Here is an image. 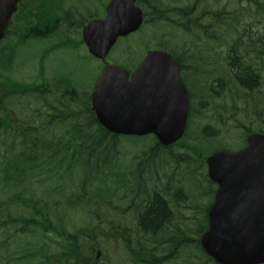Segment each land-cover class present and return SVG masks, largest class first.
Listing matches in <instances>:
<instances>
[{
	"label": "trees",
	"instance_id": "trees-1",
	"mask_svg": "<svg viewBox=\"0 0 264 264\" xmlns=\"http://www.w3.org/2000/svg\"><path fill=\"white\" fill-rule=\"evenodd\" d=\"M242 1L252 7L241 9L238 13L229 12L218 3L214 4L215 8H212L211 3L204 7L202 6L203 0H192L181 9L170 8L165 3V0H140L139 2L147 14L145 26L154 27L159 22H165L169 23L174 29L183 31L190 36L194 34L193 29L196 27L203 32L201 36L203 35L206 39V42L202 41L204 44L214 42L220 43L222 47L226 46L228 50L225 58V71L229 74V79L225 83L230 85L231 88H239L248 93L255 92L264 85V34L260 36L250 32L252 25L246 24V20L242 17L247 16L250 19H254L255 16L259 23L263 22L264 24V0ZM25 8L27 9L20 10L21 15H19L22 17L21 21H24V25L21 27L19 25L20 44L28 38L39 40V38L51 37V27L45 29V25L47 21L49 23L52 18L56 17L54 15L56 8L51 6L49 2L46 4V1H44L43 6L35 7L33 4ZM194 8L197 9V14H195ZM50 10H53V12ZM176 11H178V14H176V17L173 16L174 19H171L169 12L173 14ZM204 20L212 22L209 26H206L203 24ZM82 25L83 23L80 24L79 28ZM16 28L18 29V27ZM9 35L10 31H8L7 37ZM63 46L65 49L73 50L74 47H80L82 44L77 41L76 44L61 42L59 47ZM150 46L152 44L147 43L146 47L149 48ZM156 46L170 52L177 59L182 68L184 82L191 89L190 85L192 82H189L185 74L186 70L191 69L192 74L193 70H196L193 62V60H196L193 55L194 52L192 51V56H190V50L189 52L186 51L185 45L180 50L171 48L165 43H159ZM188 47L201 49V47H193V45ZM54 50L55 48H52L51 51L53 52ZM5 53L4 50L0 51L1 68H4L5 63L9 62L10 59V55L7 56L8 54ZM255 54L258 56L255 57ZM187 57L188 59H186ZM199 73L204 75L203 71ZM40 76H42V73H40ZM210 76L205 77V84L207 85L205 90L208 88ZM222 79L219 81H222ZM72 82H74L72 79H67L66 81L59 80L55 84L58 99L56 98L57 95L55 96L50 88L45 85L38 86L14 82L6 83L3 88V90L7 91L4 97H7V101L12 97L25 98L28 96L32 101L30 100L25 107L28 110V114L25 117L28 120V124L23 121L27 126L21 128L17 139L13 142L0 141V183L7 185L8 189L9 187L14 189L11 191L9 202L0 203V250L3 246L9 245L13 239L11 237L7 238L13 229H16V233L28 234L30 233L28 228H33L38 230L39 233H43V236L45 235L44 233L54 232L61 238L64 237L68 240L63 246L62 251L64 252L62 256L61 254L59 255V258H61L57 264H110L102 263L96 259L95 251L99 247L97 244L88 247L85 244H81L73 234L66 233V229L63 226H53L51 219L53 206L58 211V208L55 207L57 205L67 206L70 209V207L81 206L85 202L92 204L99 200L98 206L100 209L102 201L99 197L104 196L109 180L116 178L127 189V193L124 195L125 200H127L126 204L130 205L131 203V206L136 208V212L140 213L139 218L135 220V229L138 233H144V230L156 232L160 229L159 225L169 219L168 204L170 202L167 203L161 197L155 196V192L148 194L146 187L142 188L147 195H137L133 193V185L140 182L141 186H143L144 182L139 178V175L143 173L145 167L152 168V171L154 166L159 167L160 171L163 168L167 169L170 161L167 163V158L162 155L168 154L169 151H171L170 154L175 159L178 158L177 161H181L182 165H185L183 163L188 162V160L186 153L185 155H178L176 158L175 152L171 148L163 147L155 140L156 143L144 154L148 156V159L135 166L134 170H127V173H122L121 171L117 173L115 168L118 165V148L122 142L121 137L113 135L101 127L95 114L91 111L88 94H86V102L84 100L85 93L76 91ZM215 84L217 86L216 89H219L222 88L224 83L218 82ZM215 86L211 85L207 91L210 90L215 93ZM12 90L14 91L13 93ZM50 97L55 100L53 99V102L49 101L48 98ZM193 108L192 101L190 120L193 115ZM254 114H256L255 118H257L260 112H254ZM190 120L188 133L189 129L191 130ZM227 122L226 125L230 127L233 125L230 120ZM243 129L245 134L264 131L255 127L253 129L243 127ZM7 130L6 119L0 115V134L2 131ZM233 130H236L234 126L231 132ZM204 133L207 136L206 131ZM216 149L227 150L228 147ZM195 151L196 155L198 151L200 153L206 152L200 149H195ZM155 162L157 163L154 164ZM175 164L178 165V163ZM208 183L210 186H207V191L203 192L204 189H202L200 196L202 197L204 194V198L212 200L214 196L213 184L209 181ZM35 185L38 187L37 191L29 192ZM95 185H101L102 189L100 186L93 188ZM158 185L164 192H169V186L165 188L162 183L156 184V186ZM87 186L90 187L89 189L93 188L90 196L87 194ZM117 186L120 185L118 184ZM109 189L110 193L113 192V184ZM170 192L174 194L177 192L173 197L176 200L177 197L183 198L186 191L181 188L176 191L173 189ZM39 194L42 196L40 201L34 198L38 197ZM43 194L48 195V199L52 196L56 197L52 198V202H50L45 199L46 197H43ZM66 198H68L67 205L63 204ZM148 203L151 204L145 210L146 212L143 213ZM52 204L53 206H50ZM95 206L98 207L97 205ZM107 207L108 210L105 215H109L112 211L108 204L102 206V208ZM208 207L204 211L205 218H203V222H201L198 229L192 230L191 236L187 232L189 229H183L185 223L182 221L184 224L183 226L181 225L182 227L177 222L174 229H167L163 234L162 243L153 249H147V246L144 248L143 240L139 237H133L132 242H135L130 243L132 246L130 251L133 264H184L190 254L185 256L183 263L168 259L169 253L171 252L172 255L175 252L173 251L174 247L180 242L181 246L197 252L205 262L215 264L213 260L203 255L204 253L200 247V239L208 228ZM21 212L24 213L22 218L20 217ZM175 220L177 221L176 218ZM171 221L174 223L173 219ZM137 238L139 239L137 240ZM123 241L126 242L127 240L123 239ZM33 250L36 253L24 256L17 260V263L26 262L29 260L27 257H35L37 254L38 258H33L34 261L37 260L39 264L49 263V258L44 257L41 253L42 249ZM185 264H199V262L197 260L194 262L193 258H190L189 262Z\"/></svg>",
	"mask_w": 264,
	"mask_h": 264
},
{
	"label": "rangeland",
	"instance_id": "rangeland-1",
	"mask_svg": "<svg viewBox=\"0 0 264 264\" xmlns=\"http://www.w3.org/2000/svg\"><path fill=\"white\" fill-rule=\"evenodd\" d=\"M44 1H46V4L49 2L51 6L56 8L54 15L57 18H52L45 25V29L51 27V37L45 39L39 38V40L28 38L20 44L19 25L20 27L24 25V21H21L22 17L19 16L11 29L8 39L0 45V51L4 50L6 52L5 54H8L7 56L10 55L9 62L5 63L4 68L0 67V115L6 119L8 128L7 131H2L0 134V141L3 142L5 140L7 142H13L17 139L21 128L27 126L28 120L25 117L28 114V110L25 107L30 100L32 101L29 96L25 98L12 97L7 101V97L4 98L7 91L3 90L6 83L17 82L38 86L45 85L56 96L58 93L55 89V84L59 80L66 81L67 79H72L75 82L72 83L76 91L85 93L84 100L87 102L86 94H92L91 91L100 74V68H102L97 60L88 58V54L83 47H74L73 50H69L65 49L64 46L59 47V45L61 42H70V44H76V41L79 42L80 24L86 22L89 18L91 19L92 15L104 18L105 6L109 0H24L21 9H27L23 4L31 5L32 2L35 7L43 6ZM165 1L172 9H179L188 3V0ZM209 3H218L222 8L227 7L229 12L236 13L241 9L252 7L242 0H203L202 6L206 7ZM50 11L53 12V10ZM176 14H178V11L173 14L169 12L171 19H174ZM195 14H197V11H195ZM242 18L246 20V24L252 25L250 31L253 34L260 36L264 34V24L263 22L259 23L255 19V16L254 19H250L247 16H243ZM211 22L204 20L203 24L209 26ZM15 27H18L19 30ZM193 30L194 34L190 36L183 31L174 29L169 23L159 22L154 27H145L141 33L121 40L109 56L111 63L122 64L133 72L148 50L146 48L147 43L152 44L153 46L151 47L153 48L159 43H165L176 50H180L185 45L186 51L189 52L190 50V56H192V51L194 52L193 55L196 60H193V62L195 63L196 70H193V74L191 69L186 70L185 74L189 82H192L191 96L194 110L190 120L191 130L189 129L186 139L179 146L172 149L175 152L176 158L178 155H185L186 153L188 162H182L185 164L182 165L181 161H177L178 158L175 159L170 154L171 151L168 154L162 155L168 160H175L181 166V180L174 177L177 179L176 183L166 180V184L168 183V186L184 189L186 192L183 198L177 197L173 201L171 194L168 193V196H163L168 203L170 202L169 205L174 209L173 213L177 219V221L174 219V224L178 222L179 226L182 227L184 225L182 223L183 221L186 225L183 226V229H189L187 231L189 236L192 235V230L198 229L201 222H203L202 220L205 218L204 209L210 202L209 198H204V194L202 197L200 196L202 189H204L203 192L207 191L208 185L205 181V169H203L200 159L195 157V149L206 151L207 153L204 154H209V151L219 147L235 148L244 143L246 134L244 133L243 127H249L251 129L255 127L264 130V85L261 89L248 93L239 88H231L226 92L221 88L216 89L217 86H215V83L222 82L225 84L229 79V74L225 71V58L228 48L226 46L222 47L220 43L212 42L208 44L207 42L204 44L202 41L206 42V39L203 35L201 36L203 32L199 31L200 29H196V27ZM192 45L193 47H201V49L188 47ZM15 47H17L16 51ZM52 48H55L53 52L51 51ZM256 56L258 55L255 54ZM197 68L203 71L204 75H201L197 71ZM40 73H42V76H40ZM208 75L211 76L209 77L207 90L211 85H214L218 92L217 94L212 93L210 90H205L207 86L205 84V77ZM221 79L222 81H219ZM56 98L58 99V95ZM53 99L52 97L48 98L51 102H53ZM254 112H260L257 118H255L256 114ZM228 120L233 123L231 127L226 125ZM23 121H26L27 124ZM233 126L236 130L231 132ZM205 131L207 136H205ZM212 135H216V138L208 146L207 143L212 140ZM121 140L122 142L118 148V162L116 160L118 165L115 168L117 173H120V171L127 173V170H132L131 167L134 162H137V165L148 159V156L144 154L156 143L153 137L140 139L121 138ZM187 152H190V154H187ZM168 171L169 169L165 171V168H163L160 172L166 173ZM110 180L108 187L105 188L106 192L104 196L99 197L102 201L100 209L98 206L99 200L92 204L86 202L83 206L70 207V209L67 206L57 205L55 207L58 208V211L52 204L50 205L53 206V208L51 207L53 210L52 223L54 227L63 226L66 229V233L73 234L81 244H85L88 247L97 244L99 246L97 251L102 252L100 262L133 264L130 251L132 246L130 243H134L135 241L132 242V240L135 237H139L143 240L144 248L147 246V249H153L162 243L164 232L162 230L156 231V238L143 236L144 233L142 232L138 233L135 229L136 225L135 227L133 226L134 222L132 220V214L136 209L131 206V203L127 208L121 206L122 198H124L127 189L116 178H111ZM163 180L165 179H161L158 182L162 183ZM112 184L114 189L110 193L109 188ZM118 184L120 186H117ZM96 186L93 188H96ZM98 186L102 189L101 185ZM89 188L87 186L86 190L90 196L93 188ZM9 189L7 185L0 183V203L5 201L9 202L11 199V191L14 189L11 187ZM37 189L38 187L35 185L29 192H36ZM121 190H125L123 195L119 194ZM40 197L42 196L39 194L38 197L34 198L40 201ZM43 197L48 199V195L46 194H43ZM55 197L52 196L48 201L52 202V198ZM63 204H68V198L64 200ZM105 204H108L112 210L109 215H105L108 207L102 208ZM57 212L58 214L56 215ZM23 216L24 213L21 212L20 217L22 218ZM115 220H118L117 223H120L122 226L115 224ZM28 231L30 232L28 234L16 233V229L11 231L10 236L7 238L11 237L13 239L9 245L3 246L0 250V264H18L17 260L21 257L36 253L33 249H42L41 253L44 257L49 258L48 264H57L61 258H59V255L61 254L62 256L64 252L62 251L63 246L68 240L64 237L61 238L54 232L44 233L45 235L43 236V233H39L38 230H34L33 228H28ZM193 236L195 237L194 234ZM121 237H125L127 241L124 242L121 240ZM97 251L95 252L97 253ZM173 251L175 252L172 255L170 252V256L168 257L171 261L183 263L185 256L190 254L184 264L189 262L190 258H193L194 262L197 260L199 264H210L202 260L197 252L188 247L181 246V242L174 247ZM27 258L29 260L21 264H39L37 260H33V258H38V254L35 257Z\"/></svg>",
	"mask_w": 264,
	"mask_h": 264
},
{
	"label": "water",
	"instance_id": "water-1",
	"mask_svg": "<svg viewBox=\"0 0 264 264\" xmlns=\"http://www.w3.org/2000/svg\"><path fill=\"white\" fill-rule=\"evenodd\" d=\"M19 1L0 0V42ZM138 1L111 0L106 18L83 29L88 51L104 64L92 110L114 135H154L168 147L184 137L189 116L188 92L176 59L163 50L149 51L132 76L107 61L119 39L142 28L146 15ZM207 165L218 190L201 239L203 250L217 264H264V134H250L244 150L214 154Z\"/></svg>",
	"mask_w": 264,
	"mask_h": 264
},
{
	"label": "flooded vegetation",
	"instance_id": "flooded-vegetation-1",
	"mask_svg": "<svg viewBox=\"0 0 264 264\" xmlns=\"http://www.w3.org/2000/svg\"><path fill=\"white\" fill-rule=\"evenodd\" d=\"M194 11H197V9L194 8ZM156 163L157 162H155L154 164H156ZM175 163H177V162L175 161ZM175 163H173L172 161L169 162V164H170L169 171L166 172V173H164V174H162L160 172V168L157 167V166H154V170L153 171H152V168L145 167L143 169V173L141 175H139V178L142 179L143 182L146 185L145 186H141L140 182L135 183L133 185V193H136L137 195H142V194L143 195H147V193L142 188V187H146V189L148 191V194L149 193L153 194L152 192H155V196H159V197H161L162 199H164L167 202V200L164 198L163 195H167V193H169V194H171L172 200L175 201L173 199V197L177 194V192L174 194V193H171L170 191H172L173 189L176 191L179 188L169 186V188H170L169 192H164L163 189L159 185L156 186V184L159 183L158 181L161 180V179H165V180L162 181V184L165 185V188H168L167 187L168 186V183L166 184V180H169L172 183H176L177 182V179L174 178V177H177V178H179L181 180V172H180L181 166L180 165H177ZM178 167H179V173H178ZM153 178H154V180L151 181L150 179H153ZM134 182H136V181H134ZM120 192L125 193V190H121ZM150 204L151 203H148L147 204V206L143 210V213L146 212L145 210H147V208L149 207ZM168 207H170L169 204H168ZM205 209H204V211H205ZM139 216H140V213L139 212H136V213H133L132 214V218L134 220H136L137 218H139ZM152 232L153 231H151L150 233H152Z\"/></svg>",
	"mask_w": 264,
	"mask_h": 264
},
{
	"label": "bare ground",
	"instance_id": "bare-ground-1",
	"mask_svg": "<svg viewBox=\"0 0 264 264\" xmlns=\"http://www.w3.org/2000/svg\"><path fill=\"white\" fill-rule=\"evenodd\" d=\"M251 32V31H250ZM196 68V67H195ZM197 71L198 72H200V70H199V68H197ZM221 89H224V91L226 92V91H229L230 89H231V86L230 85H228V84H223V86H222V88ZM215 93H217V91H215ZM216 138V135H212L211 136V139L212 140H210L207 144H208V146H209V144H212L213 142V139H215ZM159 174V173H158ZM151 181L152 180H154V178L153 179H150ZM146 184L145 183H143V186H145ZM169 208V213H170V215H169V219H167L165 222H163L161 225H159V230H162L163 232H165L167 229H174L175 228V224L174 223H172V221H171V219H175V215H174V209H173V207H168ZM144 232V234H143V236H148V237H152V238H156V236H157V234H156V232H152V233H150V231L149 230H144L143 231Z\"/></svg>",
	"mask_w": 264,
	"mask_h": 264
}]
</instances>
